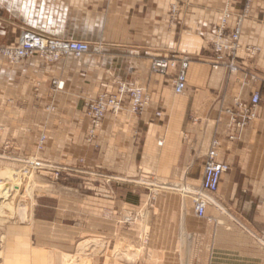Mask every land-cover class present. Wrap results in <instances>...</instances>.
I'll return each mask as SVG.
<instances>
[{"label": "crops", "instance_id": "obj_1", "mask_svg": "<svg viewBox=\"0 0 264 264\" xmlns=\"http://www.w3.org/2000/svg\"><path fill=\"white\" fill-rule=\"evenodd\" d=\"M173 3L0 0V163L60 168V179L69 181L53 187L58 196L94 199L92 206L63 204L56 214L134 250L123 263L101 255L95 264H264V0H253L243 20L238 73L214 66L226 0H180L176 15ZM245 4L231 0L228 31ZM25 29L101 48L10 63L1 49ZM250 46L260 51L252 55ZM185 56L186 89L176 94L180 61L166 74L154 72L152 62ZM119 81L143 87L148 104L140 113L127 102L108 111L91 136L86 102L116 92ZM255 91L258 116L243 129L230 127L238 104H249ZM214 139L229 170L199 217L193 192ZM126 208L144 210L141 223H120ZM56 216L47 223L58 224Z\"/></svg>", "mask_w": 264, "mask_h": 264}, {"label": "rangeland", "instance_id": "obj_2", "mask_svg": "<svg viewBox=\"0 0 264 264\" xmlns=\"http://www.w3.org/2000/svg\"><path fill=\"white\" fill-rule=\"evenodd\" d=\"M68 181L46 166L0 163V264H95V257L101 255L115 256L121 263L132 259L133 248L123 242L113 247L109 237L95 235L92 226L86 230L75 228V220L64 217L66 227L62 229L63 214H56L59 206H92L94 200L58 196L59 191L53 187ZM138 211H121L120 223H141L145 213ZM55 216L59 223L48 224ZM131 216L136 217L132 220Z\"/></svg>", "mask_w": 264, "mask_h": 264}, {"label": "built area", "instance_id": "obj_3", "mask_svg": "<svg viewBox=\"0 0 264 264\" xmlns=\"http://www.w3.org/2000/svg\"><path fill=\"white\" fill-rule=\"evenodd\" d=\"M179 1L174 0L172 4L174 15L178 13ZM252 1L246 0L245 9L237 17L234 29L228 31L231 0H226V8L214 34L212 52L214 54L215 67L226 66L230 73H238L242 70L239 58V50L242 46L241 30L243 20L247 17ZM100 48V45H93L86 41L52 37L25 29L21 32L15 44L5 46L1 49V52L10 63H19L33 56H39L49 62H54L69 54L80 57L91 51H99ZM246 50L254 55L260 51V48L250 46ZM178 60L180 61V68L174 79V90L176 94H182L186 89L187 71L190 64L189 57L185 56L180 59L176 57L156 58L152 62V70L159 74H166L170 68L176 66ZM252 77L257 78L254 75ZM62 85L55 82L57 88L62 87ZM148 101V94L143 87L119 81L116 92H104L86 102L87 113L92 125L90 135L94 134L96 127L102 123L108 111L118 112L127 102L133 111L140 113L145 109ZM260 102L261 94L259 91H255L249 104H238L237 110L231 115L230 127H235L238 130L243 129L251 120L258 116ZM230 138L234 139L235 135H231ZM44 139L45 136H42L40 147ZM219 146L220 141L214 139L206 156L201 186L193 192L195 210L199 217H205L208 205L214 202L213 195L219 190L223 174L229 170V165L219 159ZM54 170H57V175L61 172L60 168H55ZM134 217L131 216L130 218L134 220Z\"/></svg>", "mask_w": 264, "mask_h": 264}, {"label": "bare ground", "instance_id": "obj_4", "mask_svg": "<svg viewBox=\"0 0 264 264\" xmlns=\"http://www.w3.org/2000/svg\"><path fill=\"white\" fill-rule=\"evenodd\" d=\"M15 186H17L18 188L20 187L19 185H15Z\"/></svg>", "mask_w": 264, "mask_h": 264}]
</instances>
